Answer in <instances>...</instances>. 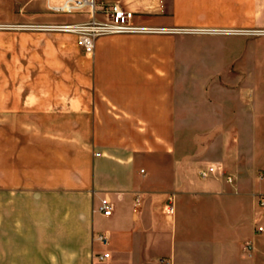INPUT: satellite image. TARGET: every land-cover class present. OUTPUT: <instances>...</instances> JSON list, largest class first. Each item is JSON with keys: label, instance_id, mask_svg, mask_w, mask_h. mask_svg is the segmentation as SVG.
<instances>
[{"label": "crops", "instance_id": "1", "mask_svg": "<svg viewBox=\"0 0 264 264\" xmlns=\"http://www.w3.org/2000/svg\"><path fill=\"white\" fill-rule=\"evenodd\" d=\"M107 1L156 30L104 35L87 52L74 33L30 29L26 107L8 54L18 35L0 31V119L30 110V264H264L258 107L243 114L210 91L242 87L227 73L258 68L239 43L258 29L264 0ZM240 119L250 121L244 138L227 128ZM179 120L213 121L200 148L179 143ZM126 121L144 126L132 134ZM3 248L0 234V264H11Z\"/></svg>", "mask_w": 264, "mask_h": 264}, {"label": "rangeland", "instance_id": "2", "mask_svg": "<svg viewBox=\"0 0 264 264\" xmlns=\"http://www.w3.org/2000/svg\"><path fill=\"white\" fill-rule=\"evenodd\" d=\"M45 3V0H3L0 11L3 21L0 23V31H13L18 35L13 39V50H9L8 54L10 56L13 52L18 62V94L20 102H24L20 103V108L30 105L26 104L27 97L30 96V29H49L46 26L50 24L71 22L78 18L77 15L52 14L47 10ZM11 20L12 23H8ZM250 31L249 37L252 38L240 41L239 48L248 53L252 51L253 55L257 56L258 68L253 73H227L229 78L243 76L242 87L210 89V91L226 92L228 101L236 103L233 110L242 111L243 114L255 110L251 101L256 103L260 115L259 167L254 169L253 177L261 187L264 185V8H260L258 29ZM179 90V97L182 99V94L187 89ZM194 90L199 92L201 98L204 89ZM205 91L209 92V89ZM239 100L242 102L241 106ZM126 122H128L127 126L131 127L132 134L135 131L134 122H137L136 125L144 126L142 121ZM176 122L179 143L187 144L188 140L190 143L192 139L197 148L202 146L203 134L204 132L208 134L213 124L210 120H179L173 121V124L176 125ZM249 122L245 119L226 121L227 128L233 129L235 136L242 134V138L245 134L240 133L239 129H245L244 126ZM193 131L195 133L192 134ZM188 132H191L192 137L188 136ZM7 160L13 161L12 168L6 166ZM0 172V190L4 194L1 201L3 206L0 210L4 229L0 233L4 242L3 261L11 264H30V110L20 109L18 115L8 118L3 115L0 119ZM249 176V174L243 175L244 178ZM9 226L11 230H8ZM39 251L41 252L40 249Z\"/></svg>", "mask_w": 264, "mask_h": 264}, {"label": "built area", "instance_id": "3", "mask_svg": "<svg viewBox=\"0 0 264 264\" xmlns=\"http://www.w3.org/2000/svg\"><path fill=\"white\" fill-rule=\"evenodd\" d=\"M46 8L55 15L68 16L79 13L87 15L85 20L54 23L46 26L49 29L74 33L80 46L87 52L94 48L96 39L104 35L148 33L156 30L153 27L135 23L133 11L126 9L118 2L107 0H46ZM94 155H99V153L95 152ZM215 170L213 165H209L200 170L199 174L206 177L214 173ZM228 179L231 180V177H228ZM259 203L264 207V196H259ZM99 210L103 215H110L111 204L103 200ZM257 229L258 231L263 230L262 226ZM97 239L103 245H107L109 241L108 236L104 233L97 234ZM252 246V242L248 241L246 243L248 249ZM96 256L103 259L108 257L109 253H98Z\"/></svg>", "mask_w": 264, "mask_h": 264}]
</instances>
